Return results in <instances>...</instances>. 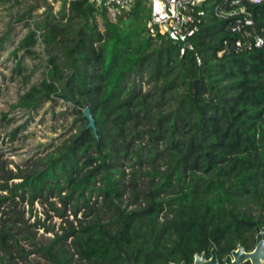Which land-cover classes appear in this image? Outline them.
I'll return each mask as SVG.
<instances>
[{
	"label": "trees",
	"instance_id": "trees-1",
	"mask_svg": "<svg viewBox=\"0 0 264 264\" xmlns=\"http://www.w3.org/2000/svg\"><path fill=\"white\" fill-rule=\"evenodd\" d=\"M54 1L57 14L47 9L34 23L46 72L11 109L61 101L73 122L16 171L0 149V264H179L212 245L219 257L238 245L251 251L264 228V47L232 50L235 17L220 12L233 0L202 4L183 56L151 35L144 0L114 21L88 0ZM240 1L264 38V1ZM35 48L29 30L12 52L13 74L40 58ZM36 202L46 219L30 223L24 207ZM53 218L57 228L46 226ZM39 231L52 238L41 243Z\"/></svg>",
	"mask_w": 264,
	"mask_h": 264
},
{
	"label": "rangeland",
	"instance_id": "rangeland-1",
	"mask_svg": "<svg viewBox=\"0 0 264 264\" xmlns=\"http://www.w3.org/2000/svg\"><path fill=\"white\" fill-rule=\"evenodd\" d=\"M60 7V3L54 0H23L19 6L0 0V39L7 37L3 51L0 52V149L4 153V158L9 161V169L14 171L16 166L24 168L29 160L38 157L50 147L49 145L56 144L73 122L69 104L61 101L56 104L45 103L36 112H30V114L19 109H11L30 85L42 79L47 69L46 56L44 57L39 46H36V51L42 54L40 58H26L23 64L27 71L22 75L13 74L11 71L15 64V57L12 52L27 32L35 28L34 23L40 20L39 17L45 10L50 9L57 14ZM28 13L31 19L17 23V17L23 14L28 15ZM25 22L30 24L28 28L24 26ZM98 22L100 24V20ZM99 28L102 29L100 25ZM21 54L19 52L17 56L20 57ZM23 76L30 77L29 84L25 83ZM2 114L7 115L3 121ZM17 127L20 131L14 140L10 141V133ZM24 210L25 218L30 217V223H34L36 219L41 221L46 219L47 208L37 202L34 203L31 213L28 206H25ZM48 214L52 215V213ZM52 224H56L55 228H57L60 220L53 218L46 221V226ZM38 236L41 243L52 238V234H45L43 231H39Z\"/></svg>",
	"mask_w": 264,
	"mask_h": 264
},
{
	"label": "built area",
	"instance_id": "built-area-1",
	"mask_svg": "<svg viewBox=\"0 0 264 264\" xmlns=\"http://www.w3.org/2000/svg\"><path fill=\"white\" fill-rule=\"evenodd\" d=\"M95 8L104 10L112 21L122 14L129 13L136 4V0H88ZM150 10L147 21V29L151 35L160 34L166 37L179 47V54L183 56L187 51H193L190 39L197 32L201 25V18L204 16L202 4L206 0H144ZM249 4H260L264 0H245ZM233 10L223 13L220 17H235L234 22L229 25V30L239 33L240 39L232 44L235 53L248 52L252 49L264 47L262 38L253 28L252 16L245 9L240 0L230 2ZM33 27V26H32ZM36 46H39L42 53L44 45L42 36L34 28ZM228 51L220 53V56ZM196 62L200 64V59L196 56Z\"/></svg>",
	"mask_w": 264,
	"mask_h": 264
},
{
	"label": "water",
	"instance_id": "water-1",
	"mask_svg": "<svg viewBox=\"0 0 264 264\" xmlns=\"http://www.w3.org/2000/svg\"><path fill=\"white\" fill-rule=\"evenodd\" d=\"M82 116L88 122L87 128L91 129L93 134L96 135L95 123L88 107L84 108ZM210 256L211 258L206 261L204 254L202 256L196 255L194 264H219L214 246L210 252ZM221 262L223 264H243L245 262H249V264H264V228H261L255 236V245L252 251L246 252L244 248L238 246L237 250L232 251Z\"/></svg>",
	"mask_w": 264,
	"mask_h": 264
},
{
	"label": "flooded vegetation",
	"instance_id": "flooded-vegetation-1",
	"mask_svg": "<svg viewBox=\"0 0 264 264\" xmlns=\"http://www.w3.org/2000/svg\"><path fill=\"white\" fill-rule=\"evenodd\" d=\"M213 246H214V245H212L211 249L209 250L208 255H207L206 252H202L201 254H197V253H195V254L193 255V258H192L191 263H186L185 261H181L179 264H194L195 256H196V255H198V256H202L203 254H204V256H205V257H204L205 260H206V261L209 260V259L211 258V256H210V252H211ZM238 246H240V245H238ZM238 246L236 247L235 250H237ZM214 247H215V246H214ZM240 247H242V246H240ZM242 248H243V247H242ZM215 249H216V256H217V258H218L219 264H223V263L221 262L222 259H224L226 256H229V255L231 254V252L234 251V250H232V251H230L228 254H226V255H224V256H222V257H219V255H218V250H217L216 247H215ZM253 249H254V248H253ZM253 249H252V250H253ZM244 250H245V249H244ZM252 250H251V251H252ZM245 251H246V250H245ZM246 252H250V251H246ZM169 264H174V263H173V262H170ZM175 264H176V263H175ZM243 264H249V262H245V263H243Z\"/></svg>",
	"mask_w": 264,
	"mask_h": 264
}]
</instances>
